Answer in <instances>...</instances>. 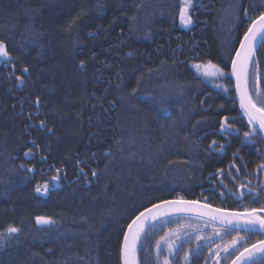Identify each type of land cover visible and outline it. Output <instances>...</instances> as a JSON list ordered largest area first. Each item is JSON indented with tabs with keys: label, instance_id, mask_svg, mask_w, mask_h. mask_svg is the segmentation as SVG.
<instances>
[{
	"label": "trees",
	"instance_id": "16d2710c",
	"mask_svg": "<svg viewBox=\"0 0 264 264\" xmlns=\"http://www.w3.org/2000/svg\"><path fill=\"white\" fill-rule=\"evenodd\" d=\"M37 2L0 0V36L13 25H17L15 31L18 34L25 23L24 9ZM81 2L49 0L43 9L37 26L46 33L42 40L45 51L37 57V49L29 46L28 53L16 64L15 75L21 74L24 65L31 69V77L22 91L14 87L16 81L8 78V70L0 68V191L7 189L5 195H0V222L63 212L61 226L53 232V235L63 234L59 243L65 248L68 244L73 245L72 251L85 256L87 264H120L121 233L129 217L136 209L149 205L150 199H174L179 195L187 200L205 202L203 197H208L207 202L214 207L242 210L247 200L242 204L228 194V189L235 190L237 182L247 183L246 174L254 185L264 181V173L253 171L261 163L255 148H264V141L255 147H242L238 137L226 140L213 134L211 127L193 128L202 119H210L216 125L223 115L238 117L239 103L232 98L234 81H220L232 88L230 93H224L198 80L191 67L193 62H198L193 60L195 48V52L201 54L200 59L219 62L225 71H230L227 50L238 47L236 39L245 28L244 21L238 22L232 39H228V7L232 0H195L196 9L192 12L195 22L190 28L180 26L178 14L167 9L172 0H135L146 6L140 17L141 29L151 28L148 38L130 30L129 17L135 11L134 0H104V12L93 14L82 23L80 43L73 48L71 38L65 36L61 28ZM84 2L92 3L93 0ZM252 2L243 0L245 6ZM158 5L173 11L176 18L167 14L149 18ZM89 32L94 35L89 36ZM11 50L14 54L18 51L15 47ZM172 50H175L174 54ZM129 51L133 53L130 57ZM257 55L264 71V48H260ZM81 59L86 60L87 70L78 67ZM161 61L166 62L163 67ZM141 77L143 81L138 92L132 93ZM36 96L41 97L39 116L34 115L30 121L27 117L30 112H36ZM200 101L205 103L201 105ZM220 105L224 107L221 109ZM40 119L46 120L54 134L38 127L25 131L26 124H38ZM233 124L240 128L241 135L247 130L246 118L238 117ZM185 136L189 139H184ZM31 139L37 141L40 149L36 150V159L29 161L23 153L33 147ZM121 139L123 144L117 145L115 141ZM132 140H135L134 145ZM196 140H199L198 147L193 143ZM212 140L226 144V153L222 156L205 153L204 149ZM121 146L125 149L123 153L119 150ZM107 149L112 150L111 157L103 154ZM237 149H242L239 156L243 157V161H237L238 166L247 162L248 167L241 168L239 174L233 171L232 174L237 176L235 182L226 172L224 177H216L222 183H214L209 173L215 175L217 168L228 169L232 153ZM41 151L49 162L64 168L66 179L49 196L37 199L32 195L34 185L37 181L43 182L47 176H41L38 171L35 178L28 181L23 179L24 173L17 174L11 169L14 164L30 162L37 169L43 167L48 172V165L40 162ZM130 152L137 155L129 158ZM77 157L85 161L83 166L89 171L88 183L84 177L77 179ZM189 159L195 164L183 163ZM169 161L175 163L169 165ZM106 162L107 171L91 177L90 168L104 169ZM222 191L224 196L220 195ZM259 204L253 206L259 207ZM108 210L111 215H106ZM80 215L89 217L92 229L74 223ZM184 217L187 216L155 222L157 228L144 242L147 250L140 253L143 264H156V241L166 233L181 229L184 222L181 218ZM188 217L196 221L185 229L193 239L172 258L173 264H185L182 258L186 251L196 248V234L205 237L213 234L212 228L199 226L201 219ZM236 235L232 233L223 240L216 239L213 250L216 244L230 242ZM240 235L249 238L243 232ZM41 239L50 240V237ZM249 239L255 242L263 237L253 235ZM49 247H54V243L41 245L39 239L29 237L19 249L12 247L0 252V264H21L29 255L26 248L44 253ZM89 248L91 255H88ZM160 259L162 261L163 255ZM230 262L231 259H220V264ZM73 264L80 262L74 259ZM190 264H215V258L210 257L209 249L204 247L199 256L190 258Z\"/></svg>",
	"mask_w": 264,
	"mask_h": 264
},
{
	"label": "snow or ice",
	"instance_id": "6c2138e0",
	"mask_svg": "<svg viewBox=\"0 0 264 264\" xmlns=\"http://www.w3.org/2000/svg\"><path fill=\"white\" fill-rule=\"evenodd\" d=\"M48 3L49 0H38L35 6L25 8V23L22 30L17 34L15 31L17 25H13L10 30L5 32L4 36H0V68L8 70V78L16 81L14 87L20 91L23 90L26 80L30 79L31 69L29 66L24 65L20 70L21 74L15 75L17 70L16 64L19 62L21 56L28 53L29 46H34L37 49V57L43 55L45 45L42 43V40L46 33L41 27L37 26V22ZM105 6L104 0H93L92 3L82 0L80 7L63 22L61 31L65 36L71 38L73 48L77 47L80 43V28L82 23L93 14L100 15L103 13ZM145 7L142 2H135L134 0L133 8L135 11L129 17V20L130 30L148 38L151 36V28L145 26L143 30L141 29L140 12ZM167 9H172L178 14L180 24L184 28H190L195 22L192 15V12L196 9L195 0H172L167 5ZM165 14L172 16L173 19L176 18V14L173 11H167L163 5H158L149 14V18L154 19L157 15ZM228 20L230 24L228 30L229 40L232 39L238 22L244 21L245 23L242 34L236 39L238 47L234 46L227 50V63L230 64V71H225V68L221 67L219 62H213L211 59H200L201 54L195 52V48H193V60L198 62H193L191 67L195 70L198 80L202 83L207 82L213 88L222 90L224 93H230L232 88L225 86L220 81H231L234 79L235 95L232 98L234 102L238 100V117L246 118L247 124L245 127L247 130L243 131L241 135L240 128L235 127L233 124V121L238 117L231 115L221 116L216 125L210 119L198 120L193 125V128L195 129L200 125L211 127L213 134H218L226 140L228 137H238L242 147H255L261 141H264V87H262L264 86V71L261 70L260 60L257 55L259 49L264 48V0H253L247 6L244 5L243 0H232V3L228 7ZM88 35L93 36L94 33L89 32ZM12 47L18 50L16 54L11 50ZM172 51L174 54L175 50ZM127 55L130 57L133 53L129 51ZM94 57L95 53H93ZM175 62L173 61V63ZM165 63V61H161V67ZM78 67L81 70H87L86 60L81 59ZM151 71L152 69H149V72ZM116 75L118 78L120 77L119 72ZM142 81L143 77L137 80L136 87H133L131 90L132 93L138 92ZM117 87H120V85L118 84ZM9 90L11 91L12 89ZM180 91L183 93V89H180ZM26 98L21 97V99ZM204 103L205 101H200L201 105ZM40 105L41 97L36 96L34 100L36 112H30L27 117L28 120H33L34 115L39 116ZM219 107L222 109L224 106L220 105ZM32 127H38L41 131L54 134V129L48 127L44 119H40L38 124H26L25 131H29ZM184 139L187 140L189 137L185 136ZM30 143L33 147H28L23 153L24 157L29 161L36 159V150L40 149V145L35 139H31ZM115 143L122 145L123 140H117ZM193 143L198 147L199 140L193 141ZM131 144L134 145L135 140H132ZM119 150L121 153L125 151L122 146ZM241 150L237 149L236 152L232 153L228 169L217 168L215 175L209 173L214 183H222V181H217L216 177H224L226 172L232 181H237V176L232 174L233 171L239 174L241 168L248 167L247 162H243L239 166L237 164V161H243V157L239 156V151ZM204 152L222 156L226 153V144H220L217 140H212L204 149ZM255 152L261 163L257 164L253 171L264 173V148H255ZM103 154L106 157L113 155L111 149H107ZM136 155L137 153L130 152L129 158ZM39 159L42 165H48V172H45L43 167L37 169L36 165L30 162H22L18 165L14 164L11 169V171H15L17 174L24 173L23 179L28 181L34 179L38 171L41 176H47V179L43 180V182L37 181L34 185L32 195L37 199L49 196L66 179L64 168L57 167L55 164L49 162L47 156L42 154V151ZM66 159L68 158L66 157ZM168 163L171 165L175 162L169 161ZM183 163L193 165L195 161L189 159L183 161ZM84 164L85 161L79 157L75 159L77 179L84 177L85 182L88 183L89 171L85 170ZM107 169L108 162L105 163L104 169L90 168V175L91 177H98L102 171H107ZM244 179L248 182H237L235 190L228 189V194L242 204L247 200V203L243 204L242 210L213 207L207 202L208 197H203L205 201L203 204L198 199L187 200L179 195L174 199L159 197L155 201L150 199V206L144 205L142 208L136 209L132 216L129 217V221L121 233L122 239L118 245L120 264H143L140 259V253L147 250L144 242L149 238L150 233L157 228L155 222L162 217L189 213L197 218H207L205 220L206 224L218 222L220 229H214L212 236L208 237L196 234L194 237L197 241L196 248L186 251L182 258L185 264H190V258L193 255L199 256L201 249L204 247L209 249V256L215 258V264H220V259H231V264H264V239L255 242H251L249 239L253 235L264 237V181L254 185L248 180L247 174ZM224 187L227 188V184ZM6 191L7 189L0 191V195H5ZM220 195L224 196L225 193L222 191ZM257 202H260L259 207L253 206ZM106 215H111V211L108 210ZM63 216V212H57L53 215L36 214L30 217L22 216L18 221L0 222V252L12 247L19 249L22 242L30 237L32 240L39 239L41 245L52 242L54 243V247L47 248L44 253L31 251L26 248L25 250L29 252V255L21 261V264H37V262L39 264H73L74 259L80 262V264H87L85 256L72 251L73 245L68 244L65 248V245L59 243L63 239V234L53 235L54 230L58 231L61 226ZM77 222L88 225L89 229L93 227L87 215H80L78 220H74V223ZM165 223H168V221H165ZM241 232L245 233L249 238L241 236ZM232 233H236L237 235L230 242H226L223 245L216 244L213 250L212 245L215 244L216 239L223 240L225 237L231 236ZM43 236H49L50 240L41 239ZM185 236L187 237L186 239ZM192 239V235L182 233L180 229L173 230L160 237L154 245L156 264H173L172 258L178 254L185 243H190ZM88 243L89 245L92 243L90 235L88 236ZM57 249H59V254H56ZM88 255H91L90 248L88 249ZM162 255L163 259L161 261Z\"/></svg>",
	"mask_w": 264,
	"mask_h": 264
},
{
	"label": "rangeland",
	"instance_id": "374dc122",
	"mask_svg": "<svg viewBox=\"0 0 264 264\" xmlns=\"http://www.w3.org/2000/svg\"><path fill=\"white\" fill-rule=\"evenodd\" d=\"M179 23H180V21H179ZM180 26H181V24H180ZM184 28V27H183ZM180 216H187V217H184V218H181L182 220H184V222L181 224V232L182 233H187L186 232V228H189L190 226H191V224H193V223H195L196 221L195 220H193V221H191V218H189L188 216H191V215H185V214H181V215H172V216H169V217H165V219L166 218H178V217H180ZM193 216V215H192ZM195 218H197V217H195ZM198 219H201L202 221H200V222H198L199 223V226L201 227V228H203V229H205V228H208V227H210V228H212L213 230L214 229H216V230H219L220 229V227H218V226H216L215 224H213V223H205V218H198ZM188 234V233H187Z\"/></svg>",
	"mask_w": 264,
	"mask_h": 264
},
{
	"label": "water",
	"instance_id": "95a60500",
	"mask_svg": "<svg viewBox=\"0 0 264 264\" xmlns=\"http://www.w3.org/2000/svg\"><path fill=\"white\" fill-rule=\"evenodd\" d=\"M233 81H234V79H233ZM201 204H203L204 202H200ZM214 207V206H213ZM176 215H181V214H176ZM185 215H193V214H185ZM194 216V215H193ZM166 217H169V216H166ZM162 218H165V217H162ZM162 218H160V219H162ZM160 219H158V220H160ZM205 219H207V218H205ZM216 224H219L218 222L216 223ZM230 264H231V262H230Z\"/></svg>",
	"mask_w": 264,
	"mask_h": 264
},
{
	"label": "flooded vegetation",
	"instance_id": "af4514ba",
	"mask_svg": "<svg viewBox=\"0 0 264 264\" xmlns=\"http://www.w3.org/2000/svg\"><path fill=\"white\" fill-rule=\"evenodd\" d=\"M263 239H264V237H263Z\"/></svg>",
	"mask_w": 264,
	"mask_h": 264
}]
</instances>
